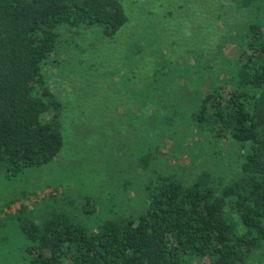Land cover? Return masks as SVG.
I'll return each mask as SVG.
<instances>
[{
    "label": "trees",
    "instance_id": "1",
    "mask_svg": "<svg viewBox=\"0 0 264 264\" xmlns=\"http://www.w3.org/2000/svg\"><path fill=\"white\" fill-rule=\"evenodd\" d=\"M232 4L262 19L230 25L237 57L225 67L215 60L205 93L177 94L176 67L151 74L149 137L163 136V151L156 149L169 162L144 185L137 212L123 210L91 231L61 213L20 221L29 245L19 264H256L264 251V0ZM211 5L215 13L226 7ZM126 19L120 0H0V167L7 175L51 161L62 147V102L47 72L68 43L80 32L111 38ZM214 28L205 44L219 48L223 35ZM205 146L209 158L193 171ZM87 202L84 214L92 211Z\"/></svg>",
    "mask_w": 264,
    "mask_h": 264
},
{
    "label": "rangeland",
    "instance_id": "2",
    "mask_svg": "<svg viewBox=\"0 0 264 264\" xmlns=\"http://www.w3.org/2000/svg\"><path fill=\"white\" fill-rule=\"evenodd\" d=\"M216 1L226 7L215 13L211 4ZM120 2L127 19L111 38L80 32L68 43L55 71L47 72L48 84L62 102L65 126L59 153L39 167L15 174L7 175L0 167V264H19L26 257L29 241L19 230L20 221L38 223L50 213H61L91 231L123 210L137 212L145 200L144 185L169 162L159 151L163 136L149 137L154 120L149 107L155 104L150 99L151 74L159 67H176L179 74L172 86L177 94L179 88L205 93L210 75L237 57L230 25L261 18L259 12L234 9L233 0ZM213 25L219 37L223 35L219 48L205 44ZM215 60L220 61L217 68ZM198 75L202 77L196 80ZM171 141V146L179 147L178 136ZM206 147L191 162L193 171L200 160L209 158ZM148 150L151 164L143 166ZM174 151L178 149L169 153ZM149 167L156 169L152 176ZM131 186L139 188L134 198H128ZM86 201L89 214L80 209ZM255 260L264 264V251Z\"/></svg>",
    "mask_w": 264,
    "mask_h": 264
}]
</instances>
